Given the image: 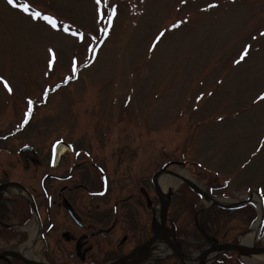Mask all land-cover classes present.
<instances>
[{"label": "rangeland", "instance_id": "rangeland-1", "mask_svg": "<svg viewBox=\"0 0 264 264\" xmlns=\"http://www.w3.org/2000/svg\"><path fill=\"white\" fill-rule=\"evenodd\" d=\"M15 2L52 16L57 28L0 0V78L11 88L0 82V178L43 201L60 190L55 179H79L78 168H69L84 158L103 159L113 197L135 192L136 182L147 183L160 169L185 172L194 189L183 181L165 192L156 180L162 197L172 194L166 225L175 226L185 259L210 245L196 228L220 243L250 231L255 207L235 206L256 196L264 208V0ZM59 140L82 152L64 156L55 169L49 148ZM2 191L3 222L18 233L1 232L0 249L29 262L18 250L28 241L22 227L37 222L18 225L23 189L13 184ZM159 206L155 195L158 216ZM263 228L264 222L260 235ZM41 241L33 251L44 260ZM58 253L63 260L66 253ZM219 261L239 264L226 254L212 264ZM239 261L264 264L247 256Z\"/></svg>", "mask_w": 264, "mask_h": 264}, {"label": "flooded vegetation", "instance_id": "flooded-vegetation-1", "mask_svg": "<svg viewBox=\"0 0 264 264\" xmlns=\"http://www.w3.org/2000/svg\"><path fill=\"white\" fill-rule=\"evenodd\" d=\"M78 151L82 152L74 147L71 155L79 157ZM83 160H77L69 168L70 173L78 168L76 174L79 179L74 181L70 179V175L63 180L55 179L62 184L60 190H53L52 196L46 194L43 201H38L33 197L44 255V260L42 256H39L37 262L43 264H112L120 261V264H165L168 260L166 258H151L154 244L147 248L145 253H132L149 242L154 235L153 173L146 178L147 183L136 182L137 190L133 193L113 197L109 195L110 187H108L106 194L100 195L104 192L101 190V179L97 180L95 169L105 168L103 159H100L98 164L91 163L85 158ZM80 167L83 169L80 170ZM6 179L7 177L3 175L0 178V185L11 182ZM43 183L44 181L41 184L42 190H44ZM3 195L0 189V229L3 230H0V234L2 232L10 235L11 231L16 235L18 233L16 228L9 227L8 223L3 222L6 215L4 212L6 200ZM21 208L23 218H21V223H18L19 226L23 221L25 225L26 219L32 218L30 207L26 203ZM263 241L256 247L261 249V254L264 255ZM59 248L66 253L60 255L63 257L61 261H58ZM10 252H12L10 248L0 249V264H35L32 260L26 262L13 258L9 256ZM231 253L235 254V259H233L238 262V253ZM5 254L8 256L5 257ZM175 259L173 258V261ZM175 261L177 263V260ZM262 261L264 262V259Z\"/></svg>", "mask_w": 264, "mask_h": 264}, {"label": "bare ground", "instance_id": "bare-ground-1", "mask_svg": "<svg viewBox=\"0 0 264 264\" xmlns=\"http://www.w3.org/2000/svg\"><path fill=\"white\" fill-rule=\"evenodd\" d=\"M157 178H158V183L161 187V190L165 191V192L167 191V189H169V187H171V186L177 187L183 181H189L190 182V179L188 178V176L185 172H183V173L181 172L180 174H175V175H170L166 172H163V173H160L157 176ZM18 194L20 196H23L24 198L28 199L27 194H25V193L23 194V192L22 193L20 192ZM202 198L207 203L217 201V200H213L211 198H208L207 196L204 195V193H202ZM218 202L223 203V201H221V200H218ZM251 204L256 209L257 217H256L255 221L253 222L250 231L240 238V246L243 247L242 251H244V252L246 251L247 248L252 247L255 244L257 237H258V234H259L260 229H261V216L263 214L261 203L258 200V198L255 196L252 198ZM158 210H159L158 212H160V211L162 212V208L160 209V207H159ZM156 219L160 220L158 214L156 215ZM23 231L27 232L28 241L26 243H24L18 249L20 252V255L26 259H30V260L34 261L35 264H43V263L37 262L39 260V258L35 257V254L33 251V249H35L34 243L37 242V237L39 235L38 228L36 227V225H32L31 227L25 226L23 228ZM164 236L168 240L172 241L173 234L171 232L168 234H164ZM164 242L161 239H159L156 242L155 245L158 248L153 251L151 258H161V257H165V256L171 254V252H172L171 250L173 249L172 245H170L171 242H169V241H166L167 243H164ZM172 242H175V240L173 239ZM218 252H220L219 249L210 250L209 252H207L205 254V256L201 260H199V257H198L199 253H200L199 252L198 255H196L197 259L186 258V259H184V261H185V264H212L217 259ZM251 258L260 260V259H264V255L263 254H252Z\"/></svg>", "mask_w": 264, "mask_h": 264}, {"label": "water", "instance_id": "water-1", "mask_svg": "<svg viewBox=\"0 0 264 264\" xmlns=\"http://www.w3.org/2000/svg\"><path fill=\"white\" fill-rule=\"evenodd\" d=\"M69 152H70L69 147L67 145H65L63 143H58L56 146L54 166H56L58 164L60 158L63 155L68 154ZM155 177H156V175L154 176V179H155ZM155 190H156L157 196L160 199V203L162 205L161 224L158 228H156L154 230L153 238L137 250V252H139V253H144L147 250V248H149V246L152 244L153 240L157 239L158 237L159 238L162 237V232L167 233V231L165 229V219H166V211L168 208V200H169L171 195L168 194L166 196L167 201H164L162 199V197L160 196V193L158 192L156 183H155ZM216 205H219V204H216ZM163 238L167 239L165 236ZM173 249H174L175 255L179 258L180 263L185 264L183 261L182 255L178 252L177 248L175 246H173ZM213 249H219L220 251H225V250L240 251L241 250L239 246H232V245H227V244L226 245H215L213 248H210V249L203 251L199 256V260H201L207 252H209L210 250H213ZM247 252H261V249H248ZM11 254L16 258L22 259L20 256L16 255L15 253H11ZM22 260H24V259H22ZM113 264H119V263H113Z\"/></svg>", "mask_w": 264, "mask_h": 264}, {"label": "snow or ice", "instance_id": "snow-or-ice-1", "mask_svg": "<svg viewBox=\"0 0 264 264\" xmlns=\"http://www.w3.org/2000/svg\"><path fill=\"white\" fill-rule=\"evenodd\" d=\"M7 4L10 5L13 8H17L20 12L24 13L25 15H27L28 17H30L32 20H43L45 23H47V25H49L51 28L55 29L57 28V21L49 15H42L41 12L39 11H32L30 10V6L27 3H23V4H17L15 2V0H6ZM101 2V0H96V3L99 4ZM97 13H100V9L97 8ZM111 18V14H109V19ZM65 31H67V28H65ZM72 35H76V33H72ZM51 51V50H50ZM247 54V49H245L244 55ZM243 58V56L241 57ZM51 63V61H50ZM73 71H75V67H73ZM0 82L2 81V78H0ZM4 83V87L5 89H7L9 92H11V88L9 87V85L6 82ZM29 109L27 112H25L24 116H25V120H27L28 116L31 113V104L32 101H29Z\"/></svg>", "mask_w": 264, "mask_h": 264}]
</instances>
